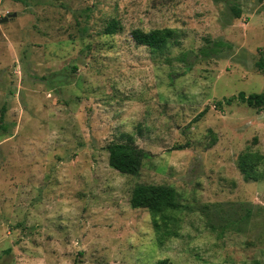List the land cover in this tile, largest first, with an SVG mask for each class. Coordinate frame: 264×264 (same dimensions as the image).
<instances>
[{
    "label": "rangeland",
    "instance_id": "rangeland-1",
    "mask_svg": "<svg viewBox=\"0 0 264 264\" xmlns=\"http://www.w3.org/2000/svg\"><path fill=\"white\" fill-rule=\"evenodd\" d=\"M14 13L0 24V264H264V178L239 169L264 156V108L217 107L264 93V0H0V19ZM162 28L177 31L163 53L131 36ZM113 143L148 153L138 176L109 166ZM138 184L179 194L162 241L130 205Z\"/></svg>",
    "mask_w": 264,
    "mask_h": 264
},
{
    "label": "trees",
    "instance_id": "trees-1",
    "mask_svg": "<svg viewBox=\"0 0 264 264\" xmlns=\"http://www.w3.org/2000/svg\"><path fill=\"white\" fill-rule=\"evenodd\" d=\"M214 1L217 3L226 2V0ZM229 8L234 13L235 18L241 17V8L235 1L229 4ZM119 29V24L116 21H112L106 26L105 34H116ZM131 36L137 45L146 47L155 53H163L176 39L177 31L171 28L151 31L135 29L132 31ZM219 46H221V43H214L211 51L216 53ZM202 52L205 55L209 54L208 50H203ZM258 67L264 71V50L261 51ZM235 100L249 107L264 108V93L246 95L244 92H240L236 97L225 99L224 102H219L217 107L222 109L223 104L231 105ZM206 111L207 109L201 112L198 117H203ZM3 115L4 113H2L1 121L3 120ZM107 151L109 153V166L123 175L138 176L148 158V153L145 150L128 143L110 144L107 147ZM263 165L264 156L259 152L245 151L240 156L239 169L247 181L263 179L264 173L260 171V167ZM130 205L133 209H145L152 213L154 227L156 232L160 236L162 235L160 239L162 241L166 235L164 233H168L169 226L177 222V217L171 213L179 208V194L172 186L138 184L132 192ZM157 264L173 263L170 259L165 258L159 260Z\"/></svg>",
    "mask_w": 264,
    "mask_h": 264
},
{
    "label": "water",
    "instance_id": "water-1",
    "mask_svg": "<svg viewBox=\"0 0 264 264\" xmlns=\"http://www.w3.org/2000/svg\"><path fill=\"white\" fill-rule=\"evenodd\" d=\"M15 17H16V14L14 13L12 15H9V16H6L4 18H1L0 19V24H5V23L9 22L10 19L15 18Z\"/></svg>",
    "mask_w": 264,
    "mask_h": 264
}]
</instances>
